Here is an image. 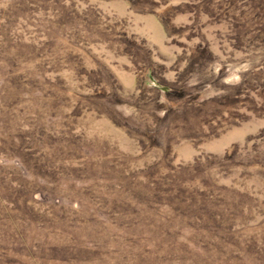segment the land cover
<instances>
[{
  "label": "rangeland",
  "instance_id": "obj_1",
  "mask_svg": "<svg viewBox=\"0 0 264 264\" xmlns=\"http://www.w3.org/2000/svg\"><path fill=\"white\" fill-rule=\"evenodd\" d=\"M197 159L264 241V0H0V264H179L168 229L184 264H260L171 228L153 187Z\"/></svg>",
  "mask_w": 264,
  "mask_h": 264
},
{
  "label": "trees",
  "instance_id": "obj_2",
  "mask_svg": "<svg viewBox=\"0 0 264 264\" xmlns=\"http://www.w3.org/2000/svg\"><path fill=\"white\" fill-rule=\"evenodd\" d=\"M202 159L195 160L194 163H191L189 165H177L172 166L171 171L169 172V175L163 179V182H161V185H156L157 183L153 182L152 184L156 185L153 187L155 198L158 199V203L162 204L163 202L167 209L170 210L172 216H169V218H172L175 220V222L172 220H169L166 216V220L170 222H174V225L171 226V228H176L177 230L180 227H184L188 232H190L192 235H202L208 234V238L212 240V245H216L215 247L219 250L220 244H223L225 247H221L224 254L232 256L231 254L234 253L239 248L238 246H243L247 248L248 251L251 252L253 255V259L257 261L260 264H264V241H262L261 238H256L251 241H246L240 233L236 229V224L228 223V225H225L226 217L223 213L220 211H217L215 208L219 206V204H222L225 202L224 199H221L223 196H215V193H213L212 185L208 184L205 180L198 181L197 174H200L199 164H201ZM197 180V181H196ZM199 182L200 184H198ZM220 189V192L230 191L231 188L224 187ZM156 189V190H155ZM2 199L4 201H17V198H9L6 196H3ZM218 203V204H216ZM214 206V209H213ZM1 218V217H0ZM179 222H178V221ZM177 222V224H175ZM233 225V226H232ZM180 229H178L176 232H172L174 230L168 229L166 231V236H164L163 241V248L166 249L164 253L166 252L171 258L173 257V252L175 249H177L178 254L177 256H174L170 261L174 260L175 262L179 264H184L187 262V260L191 259L187 257V249L184 248V246H177L175 244V241L172 240L173 236L172 234H177ZM172 233V234H171ZM171 237V239H165L167 237ZM14 243V242H12ZM37 245V244H35ZM186 245V244H184ZM8 246L11 248V250H14L15 247L13 245ZM4 245L0 246V257L1 259H5L2 257L3 253H7L10 251L9 247ZM38 246V245H37ZM186 247V246H185ZM49 256H44L40 260L43 262H55L58 263H67L69 262V259L65 255H59L55 254L52 250ZM150 254L149 251H147V254ZM237 254L240 255V259H243L245 254ZM18 254L20 257H22V250L18 249ZM148 254V255H149ZM185 254V255H184ZM250 254V255H251ZM6 257V256H5ZM238 257V256H235ZM169 258V257H168ZM30 260L25 258V261ZM23 259H20L19 257L14 260V264H23ZM30 262H34V264L39 263L36 260L32 259ZM10 264H13L10 262ZM41 264V263H39ZM220 264V262L218 263Z\"/></svg>",
  "mask_w": 264,
  "mask_h": 264
}]
</instances>
